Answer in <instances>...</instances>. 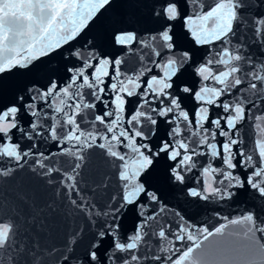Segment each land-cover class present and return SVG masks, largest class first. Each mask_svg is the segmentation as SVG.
<instances>
[{"label":"snow or ice","instance_id":"1","mask_svg":"<svg viewBox=\"0 0 264 264\" xmlns=\"http://www.w3.org/2000/svg\"><path fill=\"white\" fill-rule=\"evenodd\" d=\"M0 264H264V0H0Z\"/></svg>","mask_w":264,"mask_h":264}]
</instances>
